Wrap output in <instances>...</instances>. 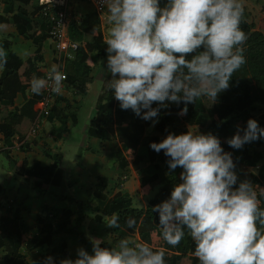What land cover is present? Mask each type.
Listing matches in <instances>:
<instances>
[{"label":"clouds","instance_id":"obj_1","mask_svg":"<svg viewBox=\"0 0 264 264\" xmlns=\"http://www.w3.org/2000/svg\"><path fill=\"white\" fill-rule=\"evenodd\" d=\"M98 2L106 10L109 25L106 66L112 79L108 87L122 110L131 109L153 125L165 101L183 103L181 116L187 114V105L202 97L214 103L246 63L241 0H167L163 7L160 0ZM6 64L7 52L0 48V71ZM59 69L52 64L47 78L33 76L30 92L40 95L48 88L62 94L67 77ZM153 103L160 107L153 108ZM261 138L264 129L249 119L227 144L241 149ZM149 147L156 153L163 151L170 171L183 169L182 182L173 187L170 198L151 209L158 213L162 239L176 247L187 230L200 264H264V188L258 193L250 180L237 186L231 153L224 152L219 139L196 129L169 133ZM118 220L113 214L108 227L119 228ZM135 224V219H128V228ZM102 243L94 240L91 255L80 248L76 259L59 264H165V250H154L146 242L124 238L112 248L101 247ZM42 264H53V257H46Z\"/></svg>","mask_w":264,"mask_h":264},{"label":"trees","instance_id":"obj_2","mask_svg":"<svg viewBox=\"0 0 264 264\" xmlns=\"http://www.w3.org/2000/svg\"><path fill=\"white\" fill-rule=\"evenodd\" d=\"M3 1V0H0ZM39 0H12L11 3L4 4V13L15 12L12 16H0V28H16L25 39L28 40H46L47 28L45 20L40 16ZM167 0H160L161 7L166 4ZM98 23V18L94 12H90L81 17L78 21H71L68 28V36L72 41L79 43L76 58L79 57L78 63L81 66L80 77L77 81H65L67 86L72 87L78 95H85L87 93L86 83L91 81L90 70L100 56L105 53V44L102 36L97 32L95 26ZM43 27V28H42ZM240 28L245 32L247 40L242 46L243 55L246 63L242 68L234 73L230 86L227 90L220 93L213 103L207 97L197 99L194 104L187 105L188 112L186 115H178L180 110L185 106L183 103L174 104L165 101V107L160 108L159 116L156 119L158 122L154 125L152 131L146 139V155H137V149L141 142L142 136L145 133L149 121H144L137 117L131 109L122 110L119 102L114 99L113 91L106 88L97 98L96 115L90 121L93 133L101 138L105 133L110 132L109 127L115 126L113 133L119 138L124 147L125 154L130 161H133L137 168H146L147 175L141 181L140 189L132 191L128 198L121 197L116 194L112 199L106 201L101 194L104 188V181L100 179L95 186V192L92 200L87 203L86 207L93 209V203L99 201L105 202L102 207L100 203V210L103 216L112 217L113 214L119 216V228H112L114 234L119 238L126 234L138 233L141 236L148 238V243L154 250L165 248L166 242L162 239L159 226L158 213L152 212L153 206L170 198V193L173 187L182 181L171 175L167 166L166 157L162 152L156 153L150 149V143H159L169 133L175 135V131L179 126L180 120L188 119L193 114L205 113L208 117L203 123V128L206 132L216 136L221 144L224 152L231 153L233 163L242 162L246 160V156L234 160V157L242 155L241 149L249 147L251 143L244 144L241 149H233L227 144V140L237 133V129H245L249 119L256 120L260 128L264 129L263 122L258 121L256 117L261 112V108L255 106L256 104L264 105V33L254 30L252 24H249L245 17L240 24ZM7 42L0 41V48L7 52V64L3 69L0 77V114L4 115L7 109L12 106L13 100L17 94L23 93L27 87H30L29 81L33 76L44 78V73L38 70L37 64L41 61L43 50L37 49L35 53L29 55L25 60L19 59L15 54L8 50ZM75 58V60H76ZM190 59L189 57H186ZM74 60V61H75ZM44 96V89L40 95L32 93L34 100H42ZM81 106V101H75L71 104L66 103L65 109L70 121L75 126L77 119L78 108ZM153 108L160 107V105L153 103ZM55 112V109H51ZM142 110V114H143ZM193 113V114H191ZM195 117V115H194ZM197 117V116H196ZM0 122V134H2L5 141L10 140L14 135H18L19 139L24 138L29 132L33 124V119L23 115H18L12 121ZM61 126L58 130L64 132L66 121L59 117ZM243 133L241 132V135ZM107 135L105 138H109ZM264 142V138H262ZM256 153L262 154L264 152V144L254 147ZM8 161L10 170L18 175L21 180H32L36 187L51 184L52 177L56 176L58 185L61 183V170L57 169L54 174L49 168H42L39 165L28 168L25 161L18 167L16 162L7 153H3ZM57 158L58 156H54ZM59 159V157H58ZM179 168V167H178ZM177 168V169H178ZM54 168H52L53 170ZM68 186L74 185V181H68ZM7 181L0 184V194H4L6 190ZM256 188L259 193L261 188H264V166H262L257 173L255 179ZM160 187L155 196L148 201V207L133 208L130 205L132 198L140 195H147L155 188ZM4 191V192H3ZM67 202L72 199L63 198ZM77 206L76 227L80 225L81 207L82 205L76 201H72ZM9 208L7 214L0 218V249L6 252L9 256L8 264H24V257L19 253V248L24 246L26 250L31 249L35 245H48L50 249L55 239L52 236V225L47 223L41 217H36V223L33 226L24 228L21 219V213L27 212L26 208L21 205L8 203ZM3 205L0 203V208ZM261 207L264 208V198H261ZM65 220L60 222L59 226L64 227L69 223L70 211H63ZM129 218L135 219L136 224L134 228L127 227ZM101 217H98V220ZM33 232L37 235H33ZM76 234L79 241L86 245V241L81 233L72 231ZM38 233H44L43 238H38ZM62 246V256H66L65 244ZM102 247V246H101ZM194 242L185 230V237L179 245L173 247L179 256L173 255L171 252L165 251V264H200L199 260L193 255ZM165 250V249H164ZM58 264V261L53 262Z\"/></svg>","mask_w":264,"mask_h":264},{"label":"crops","instance_id":"obj_3","mask_svg":"<svg viewBox=\"0 0 264 264\" xmlns=\"http://www.w3.org/2000/svg\"><path fill=\"white\" fill-rule=\"evenodd\" d=\"M11 1L12 0L0 1L1 17H9L15 13H4V4L6 2L11 3ZM75 4L78 5L80 2H75ZM81 4L82 6L84 5L83 3ZM78 20L79 19L75 21ZM0 41L7 42L8 45L6 46H8V50L21 60L27 59L29 55L35 53L37 49L41 48L43 50V55L37 66H40L38 70L42 73L47 72L51 65L55 64L51 45H48V39L43 42L38 40V45H34V40L25 39L16 28H0ZM25 53L29 54L26 55ZM75 58L71 61H74ZM71 61H66L65 63ZM94 72L95 70L93 73ZM2 73L3 71H0V77L2 76ZM90 76L93 77L94 75ZM92 77H90L91 81L85 84L87 92L92 88L91 85L99 81H92ZM65 87L66 83L63 85L62 94H55L52 101L49 102L51 107L48 105V108L41 114L43 124L35 134L30 132V128L24 138L19 139L18 135H14L8 141H5L2 134H0V153H7V155L16 162V166L19 167L22 162L25 161L28 168L39 165L42 168H49L52 171V174H54L53 171L55 172L57 169L62 172L61 183L59 186H57L58 179L54 176L52 177L53 181L51 184L36 187L32 180L23 181L18 175L11 171L5 193L3 195L0 194V203L3 205V207L0 208V218L7 214L9 208L8 203H13L15 205H21L27 210L26 213H21V219L25 229L33 226L36 223V217L38 216L52 225L51 233L55 242L53 241V243H51L52 246L50 249L46 244H37L29 250H26L24 246L19 248V253L24 257V264H42L48 256L53 257V262L58 261V264L59 261L63 259L74 260L77 258L76 253L80 248L84 249L89 255H91L92 242L97 239L103 241L101 244L102 247L109 248L116 247L118 241L124 238L129 239L132 243H148V238L146 236H141L138 233L126 234L121 238L114 234L112 228L108 227L110 217L103 216L100 212L105 205V202L99 201L93 203V209L86 207L87 203L92 200L95 186L100 179L105 183L101 194L106 201H109L116 194L128 198L132 191L140 189L141 181L147 175L146 168H136L133 161H130L126 156L122 143L115 133H113L115 126L109 127L110 132L105 133L101 138L93 133L94 131H92V127H90V121L96 115L97 99L94 107L95 110L93 114L88 116V125L84 128L82 133L86 140V144H82L84 145V153L78 154L81 159L76 157L75 161L71 162L70 170H64L62 166L64 157L59 151H61L63 142L69 140L71 137V128L74 127L70 121V116L63 111L66 103L71 104L73 102L65 100V103L61 105V101H58V98H60L59 96H62L63 99L66 98L67 90H64ZM106 88H108V86ZM29 89L30 87H27L22 94L19 93L16 95L12 106L7 109L4 115L0 114V122H3L4 116L6 117V122L12 121L18 115L30 118L37 116L38 111L42 106V101L34 100L31 97L32 93ZM98 96L99 95L97 94V98ZM78 101H81L82 103L83 99L80 97ZM255 106L261 108V112L256 119L264 124V105L256 104ZM50 108H53L56 111L52 112ZM78 113L75 126L78 123ZM59 117H62L66 121L64 132L58 130V127L61 126ZM207 119L208 117L205 113L193 114L189 119L187 116L186 119L180 120L175 135L183 134L184 132L186 133L188 130L195 132L196 129L198 131L201 130V134H208L203 128V123ZM154 125L153 121L149 120V125L145 129V133L142 136L137 149V155H146V139ZM107 135L110 137L105 138ZM143 143L145 145H142ZM263 144L264 142L262 138L253 141L249 147L241 149L242 155L238 152V157H234V160L237 161L238 158L243 157V155L246 156L245 161L242 162L241 160V162L235 163L234 171L238 177L237 186L239 182L243 180H250L255 184L258 170L264 166V152L262 154L256 153L253 149L254 147L256 148ZM141 145L144 146V150L141 149ZM79 148L81 149V147ZM54 156H58L59 159ZM52 168L54 169L52 170ZM177 170L178 169H175L176 172L183 171L181 168L178 171ZM170 172L172 176L180 180L175 173H172V171ZM11 180H13V182ZM68 181H74L75 184L68 186ZM159 189L160 187H155L147 195H140L136 198H132L130 201L131 207L147 208L148 201L155 196ZM66 197L82 205L80 212L81 220L78 227H76V219L79 216L77 213L78 208L72 201L67 202L63 200V198ZM137 199L142 200L141 206L134 204V201ZM100 203H102V207H100ZM63 211H70V214L68 215L69 223L64 227H61L59 226V223L66 219V217H63ZM98 217H101V219L98 220ZM74 230L81 233L86 241V245H83L79 241L76 234L72 232ZM33 235H37V233L33 232ZM43 236L44 233H38L39 239L43 238ZM61 244H65L64 251L66 252V256H62L63 249ZM165 251L171 252L175 256H179V253L173 249V247L169 250L165 249ZM8 262L9 256H7L5 251L0 249V264H8Z\"/></svg>","mask_w":264,"mask_h":264},{"label":"rangeland","instance_id":"obj_4","mask_svg":"<svg viewBox=\"0 0 264 264\" xmlns=\"http://www.w3.org/2000/svg\"><path fill=\"white\" fill-rule=\"evenodd\" d=\"M241 2L244 6V17L246 21L249 24L253 25L254 30L264 33V0H241ZM83 4H84L83 6L81 3L77 5L75 4V2L71 1L72 16L74 17L75 20L80 19L85 14L92 12V9L89 7L87 3H83ZM96 16L98 18V23L96 24L95 28L97 32L101 34L102 40L105 44V37L107 36V28L109 27L106 19V10L104 9L101 10L98 15L96 14ZM35 41L33 42L34 45H38L37 44L38 42ZM40 42H43V40H40ZM48 45H50V42L48 43ZM105 48H106V44H105ZM78 60L79 57H77L75 61L65 63L64 66L60 68V71L64 73L67 77L65 81L67 82L77 81V77H80L81 66L78 63ZM106 60H107V53L105 50L104 55L98 58V60L95 62L92 69L90 70V75H94L93 77L90 76L92 77V81L94 80H99V81L91 85L92 88L89 90V92H87L86 95L80 96L76 93V91L72 87L66 85V87L64 88L65 91L67 90L66 98L63 99L62 96H59L60 98H58V101H61V105L65 103V100L70 102H75L76 100L78 101L80 97L81 99H83V102L81 103V106L78 111L79 112L78 123L76 126L71 128V137L69 138V140L63 142L61 151H59L64 157L62 166L66 171L71 169V162L75 161L76 157L81 159V157H79L78 154L84 153L83 146L86 144V140L84 138V134L82 133L84 128L88 125V116L93 114L95 110L94 107L97 99V94L100 95L104 91V89L108 86V81L112 79L111 74L107 71ZM37 67L39 69L40 66ZM94 70L95 72L93 73ZM50 105L51 104H49V107H51ZM198 132L200 134L202 133L201 130H199ZM83 143L84 145H82ZM142 145L145 144L143 143ZM79 147H81V149ZM143 147L144 146H142L141 148L142 150H144ZM179 169L180 168H178V170ZM181 172L182 171L180 172H176L175 170L172 171V173H175L179 178ZM10 173L11 170L9 168L8 161L4 157L3 153H0V183L3 181H8ZM11 181L13 182V180ZM139 199L135 200L134 204L141 206L142 200ZM171 247L172 246L166 244L165 249L169 250L171 249Z\"/></svg>","mask_w":264,"mask_h":264},{"label":"built area","instance_id":"obj_5","mask_svg":"<svg viewBox=\"0 0 264 264\" xmlns=\"http://www.w3.org/2000/svg\"><path fill=\"white\" fill-rule=\"evenodd\" d=\"M72 2L87 3L94 13L99 14L103 8L100 6L98 0H39L40 16L45 20L47 25V39L50 42L51 49L54 55V62L63 67L66 61H71L75 58L78 51L79 44L72 41L68 36V28L71 21H74L72 16ZM60 70V69H59ZM44 78H47V72H44ZM65 84V80L62 82ZM55 93L50 89H44V96L42 98V106L34 117L30 132L36 133L39 127L43 124L41 114L48 108L49 102L52 101Z\"/></svg>","mask_w":264,"mask_h":264}]
</instances>
